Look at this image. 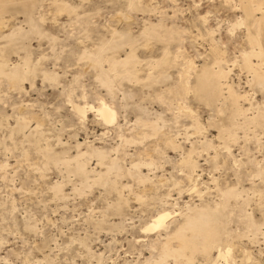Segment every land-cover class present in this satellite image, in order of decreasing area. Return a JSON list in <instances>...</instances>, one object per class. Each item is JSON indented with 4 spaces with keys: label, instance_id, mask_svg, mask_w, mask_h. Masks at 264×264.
Masks as SVG:
<instances>
[{
    "label": "rangeland",
    "instance_id": "1",
    "mask_svg": "<svg viewBox=\"0 0 264 264\" xmlns=\"http://www.w3.org/2000/svg\"><path fill=\"white\" fill-rule=\"evenodd\" d=\"M130 1H5L0 64L9 72L29 62L35 71L19 84L0 75V264H161L162 244L185 216L216 207L228 189L237 193L217 217L226 221L233 261L241 263L248 253L264 264V228L252 232L246 223L248 215L257 225L264 218V177L259 174L264 170V125L236 126L235 139L228 138L230 101L210 104L193 91L169 90L185 82L183 64L193 59L199 73L207 64L214 71L232 69L229 82L246 94L239 101L248 117L264 107V87L253 81L241 55L251 48L248 27L231 29L244 8L238 0H139L138 7ZM149 23L162 25L159 36L141 34ZM176 29L175 39H167L166 32ZM116 31L136 40L142 80L115 78L109 88L84 52L94 51ZM214 46L222 52L220 67ZM167 48L171 63L156 75L165 71L168 77L147 81L148 63ZM129 51L124 44L107 54L125 58ZM196 74H190L192 85ZM103 100L118 111L119 122L104 124L91 109L82 119L78 105L97 106ZM145 119L162 130L155 133L139 122ZM98 148L106 154L103 162L94 154ZM84 152L87 179L65 163H75ZM189 154L198 165L194 173L184 166ZM112 158L123 170H110L109 182H95ZM134 163L144 181L128 172ZM164 209L172 211L169 227L146 231L144 226ZM171 241L177 249L179 241ZM216 257V250L211 259L198 253L191 262L211 264ZM176 260L168 256L164 264H184Z\"/></svg>",
    "mask_w": 264,
    "mask_h": 264
},
{
    "label": "bare ground",
    "instance_id": "2",
    "mask_svg": "<svg viewBox=\"0 0 264 264\" xmlns=\"http://www.w3.org/2000/svg\"><path fill=\"white\" fill-rule=\"evenodd\" d=\"M5 1L6 0H0V18L3 16L4 11L6 9L7 2H5ZM238 1H240V3H238V4L239 5L241 4L240 7L244 8L242 10L243 11L245 10L246 14L244 13V15L237 17V20L235 19L236 22L232 24L231 29L234 30V28H236L239 24H243L244 26H246L245 28L248 27V29H246L247 30V39H248V42H249L251 48L249 46L250 49L245 48L242 51L241 55L243 56V63L248 68V70H250L254 73L252 75V76H254V77H252L253 81H257V83H259L260 86L264 87V47L261 44L262 39H263L262 38L263 34L261 35V29H260V28H262V25L264 24V0H238ZM26 3H28V2H26ZM139 3H140L139 0H131L129 5L132 7H138ZM23 7L25 8L24 5H23ZM257 10L262 11V12L260 11L262 13L261 14L262 16L257 17L258 15H255L256 14L255 11H257ZM1 19H3V18H1ZM149 24L150 25H147L144 28V30L141 32V34H143L145 36H147V35L148 36L149 35L159 36L160 34H159L158 30H159V27L162 25L155 24V23H149ZM252 26L254 28H256L257 31L253 32L254 30L252 29ZM177 32L179 33V30H177V29L173 30V31L166 32L168 35L167 39H171V40L175 39V34ZM262 32H263V30H262ZM114 34L115 35L113 36L112 39H110L109 41H106V42L105 41L102 42L99 46H97L95 49H93L94 51H85L84 52V58L85 57L88 58L90 63L93 66H95L96 69L99 71V74H98L99 80L109 88H112L115 78H117L118 80H121L122 78L131 79V80L136 79V81L138 79L142 80L139 76V73H138L140 68L137 69L138 68L137 63L140 62L139 61L140 59L138 58V56L136 54V40L132 37H129L127 34L121 35V32H119V31L114 32ZM116 36H117V38H116ZM179 36H181V34H179ZM124 44H128L130 46V51L126 54L125 58H121L118 55H117V57H109L108 56V54H107L108 50H110V49L114 50L117 48V50L119 51V48L121 46H124ZM213 48H214L216 55H217V61H215V63H216V65L217 64L219 65L218 67H220L219 61L222 60V57H221L222 52L220 50H218V48L215 46ZM171 55H172V53L167 48L164 51L163 56L160 59L150 60V63H148L149 64V66H148L149 72H148L147 77H146L147 81L157 82V81H160L161 78H163V77L165 78L167 76V73L165 71L159 72V73L157 72L158 75H156V70H158V68L161 67L162 65H164L165 63H168V65H169V62L171 60ZM255 56H256V58L258 57V60H257L258 62L254 61L253 58ZM104 60L106 62H108L109 68H105L102 65V63H105V62H103ZM239 60H241V59H239ZM235 61H237V60H235ZM234 63H236V62H234ZM207 65H204L202 71L199 73L197 71V65H196L195 61L193 59H187L184 62L183 68H182V76H184L185 82H183L181 86L177 85L173 88H170L169 90L171 92L176 91L178 94L186 92V91H193L194 93H197L198 96L205 99V101H207L208 103L211 102V103L215 104V102L221 101V100L230 101L232 104L231 109H233L232 123H231V126H229V127L225 126V127H228L226 129L223 128V126H222L223 130L225 129V132H227L228 138L235 139V132H236L235 127L236 126L237 127L239 125L245 126L244 124L248 125L247 123H249V122H252L253 125L254 124L255 125H264V109H263L264 107L263 108L259 107L260 109L259 110L257 109L258 110L257 114H255L252 117H250V116L248 117L247 113H246L247 108L245 109L240 104L239 100L244 99L247 96H245L246 94H244V96H243L240 93H238L237 91H235V89H233L234 85L232 86L230 84L228 77H229V72H231L232 69L230 67H229V70L227 68H219L218 70L214 71V70H212L213 68L211 69L208 67L210 65H208V66ZM215 67H217V66H215ZM215 67H214V69H215ZM221 67H222V65H221ZM34 71H35V68L31 67L29 62L25 63V67H17L13 70H10L9 72L7 71L6 66L4 64H0V75H4V76L6 75L14 84H19L20 81H22L23 79L28 77V75H30ZM190 74H196L198 76L197 77L198 80H197V83L195 85L190 84V80H189ZM49 77L52 79L56 78V76H50V75H49ZM157 96H158V98H161V99L165 98V94H163V93H158ZM181 107H183V106H181ZM90 109L94 112L95 116H98V118L104 124H110L111 125V124L117 123V120H118L117 119V114H118L117 112L118 111L113 107V105L108 104L106 101H104V100L101 101L99 103V105H97V106L90 105V104H86L85 106H81V105L77 106V111L81 115L82 119L86 116L87 111H89ZM188 110H189V108H188ZM118 118H119V116H118ZM239 118H243L244 120L239 121ZM152 121L141 120L139 122L142 124H145V126L146 125L149 126L155 133L160 131V129L162 130L161 126L157 122H152ZM118 122H119V120H118ZM195 125L199 129L202 126L201 123L197 120L195 122ZM161 132H163V131H161ZM224 137L226 138V136H224ZM236 137H238L237 134H236ZM123 138L127 139L126 137H123ZM170 141H171L170 142L171 145H173L175 147L176 146L175 141L174 142L172 140H170ZM227 148H229V147H227ZM193 149L195 150V148H193ZM194 150H192V152ZM94 151L96 152L94 154H96L98 156V159L100 161L107 158L106 154L103 151L99 150V148L95 149ZM84 154H86V152L79 154L78 156H76L73 159V162H75V163H73V164H75L74 166H72L73 164L71 163L70 160H66L65 163L70 168L71 171L82 176L84 179L85 178L87 179V176H88L87 175L88 174L87 168H86L87 161L82 159ZM190 154H191V152H190ZM48 155L50 158H53L51 153H49ZM88 155H90V154H88ZM192 157L193 156L190 155L189 157H187L183 161L184 166L187 168V171L190 173H194L197 170L196 167H198L197 163L194 161L195 159L193 160ZM151 161L153 162L152 159H151ZM151 163H149V164H151ZM134 165H136L135 169L133 168V170H129L128 172L131 175H135L136 177H138V179H140L142 181L145 178V176H143L144 174L142 175L140 170L138 169L139 164L137 165L134 163ZM107 167L108 168H107V171L105 173H100L99 177L96 180L94 179L95 182L96 181L97 182H104V181L108 180V176H109L108 173H110L111 172L110 170H112V169L117 170L118 172L123 170L121 168V165L117 163L116 158H112ZM259 174L262 177H264V170L262 168L260 169ZM120 175H122V174H120ZM108 182H109V180H108ZM236 193H235L234 189H228V190L223 192L224 199L216 207H214V208L213 207H204V208L201 207V209H197V210L195 209L191 214H189L188 216H185V217H187L185 219V221L182 224H179L177 229L175 230V232L173 231V235L168 236L169 237V238H167L168 240H166V242L162 244L161 264L165 263V259L168 256H171V257L174 256L175 258H177V260H176L177 262H181V263L184 262V264L185 263L189 264L193 260V257L195 255H197L198 253L202 254L203 256H205L208 259H211L212 253L214 250L217 251V257L215 259L213 258L211 264H261V263L255 261L256 259L252 260V257L250 256L251 254L249 255L248 253L245 254V258L241 261V263H236L237 261L236 262L233 261V260H235V259H233V257H235V256H233V252H234L233 249L235 247L233 248V245L230 244V242L232 240L229 241L228 238L225 237L226 229H227L226 228L227 225L225 223L226 221L221 220L223 215L221 218H220V216L217 217L218 214L220 215V214H223V212H225L224 210L227 208V206L229 204L228 200L230 199V197H233L234 195H236ZM261 206H262V203H261ZM263 206H264V203H263ZM171 214H172V211H170L168 209H164L163 211L159 212L151 220V222L147 223L146 226H144L145 230L151 231L153 229H159V228L167 229L169 227L167 220L170 216H172ZM218 218H220V219H218ZM246 223H247V228L252 232L262 230L264 228V218L260 222V224L257 225V223L254 222L252 217L250 215H248V216H246ZM188 231H190L191 234L188 235L187 234ZM227 232H230V231H227ZM263 234H264V232H263ZM173 238L175 240L177 239V241H179V243H180L179 246L177 247V249H173V244H172L173 241H171ZM190 264H192V262Z\"/></svg>",
    "mask_w": 264,
    "mask_h": 264
}]
</instances>
